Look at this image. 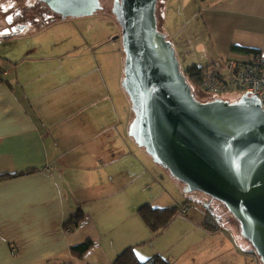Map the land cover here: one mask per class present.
I'll return each instance as SVG.
<instances>
[{
	"label": "crops",
	"instance_id": "obj_1",
	"mask_svg": "<svg viewBox=\"0 0 264 264\" xmlns=\"http://www.w3.org/2000/svg\"><path fill=\"white\" fill-rule=\"evenodd\" d=\"M169 6L180 11L195 8L197 29H188L184 16L173 34L167 31ZM17 9L16 0L0 2V67L7 72L0 81V175L18 174L0 180V264H114L129 247L135 248L141 260L162 255L178 264L180 256L165 252L170 236L158 246L148 247L155 237L138 210L151 203L131 186L140 174L148 185L156 182L152 173L156 167L129 137L135 113L124 89L112 90L113 80L101 79L100 65L93 78L96 82L88 83L89 87L81 84L84 66L85 73L91 67L89 59L82 60L88 56L83 49L88 42L81 37L77 45L70 41L65 45L62 31L48 33L54 25L47 22L37 32L33 30L38 23L27 30L32 22H25ZM163 11L164 33L178 53L191 52L194 42L203 53L191 61L186 55V67L205 66L221 58L243 59L245 52L233 47L261 51L264 56V0H166ZM62 24L55 27L62 28ZM179 25L192 34L188 43L179 37ZM199 37L205 39L203 43ZM93 94L95 99H89ZM120 101L127 107L123 117ZM172 182L175 187L177 183ZM80 208L86 215L84 222L75 230L65 229ZM205 217L203 213L190 224L202 229V242L213 243L216 234H208L202 227ZM238 228L232 232L241 233V224ZM195 237L198 232L180 235L177 241L182 247L174 243L170 251L182 248V257L185 247L196 243ZM88 240L94 247L82 259L74 256L72 247ZM187 240L192 243L184 246ZM216 243L220 249L210 254L208 262L193 257L184 258L181 264H262L251 248L245 250L235 241H221L222 245L231 243L225 248Z\"/></svg>",
	"mask_w": 264,
	"mask_h": 264
},
{
	"label": "water",
	"instance_id": "obj_2",
	"mask_svg": "<svg viewBox=\"0 0 264 264\" xmlns=\"http://www.w3.org/2000/svg\"><path fill=\"white\" fill-rule=\"evenodd\" d=\"M63 20L94 15L102 0H39ZM159 0H114L126 55L122 87L135 118L129 137L183 183L222 202L264 264V110L248 92L236 103L198 101L174 43L158 30ZM119 38V36L115 37Z\"/></svg>",
	"mask_w": 264,
	"mask_h": 264
},
{
	"label": "rangeland",
	"instance_id": "obj_3",
	"mask_svg": "<svg viewBox=\"0 0 264 264\" xmlns=\"http://www.w3.org/2000/svg\"><path fill=\"white\" fill-rule=\"evenodd\" d=\"M26 1L29 5H32L30 8L31 10L30 12L24 8L27 7V4L25 3ZM16 2L18 3L17 13L22 12L23 18L25 16L27 18L28 13L31 15L32 14L37 15L38 13L40 14L41 22H38V27L33 30L34 26H32L31 23L27 27V30H33V32H37L39 30V27L42 26V23L45 21L47 22L46 24L48 25L49 24L54 25L51 28L47 29L48 33L49 32L58 33L62 31L61 36L65 37V39H63L64 41H66L65 45L69 46L71 42V45L75 46L81 42L80 39L81 37L86 42H88V47L83 46V49L86 50L88 56L82 58V60L86 61L87 59H89L88 60L89 65L95 69L93 70L91 69V67H89L88 72L85 73V66H84L83 68L84 74L80 80L81 84H85L87 87H89L88 83L90 84L92 83V81L96 82V79L93 80V78L95 75L98 74L97 68L100 65L103 71V76L101 77V79L104 81L105 79H108L109 82L113 80L111 84L112 90H114L113 88L115 87H120L121 89H123L122 82L125 73L124 71H125L126 55L124 53L123 43H122V30L112 12L114 0H102L101 1L102 9L97 11L92 16L82 17V18H68L69 20L63 22H59L62 20H60V18H58L57 15L52 13L51 10L47 7V5L43 3H40V5H38L36 3V0H32V1L16 0ZM165 7H166V0H159L156 11L158 30L161 33L165 34L168 39H170L169 34L164 33L163 21L165 20V17L163 15V12L165 13V11H163V8L165 9ZM169 10L170 11L168 16V24H166V27H167V31L168 29L172 31L171 34L175 32L174 31L175 25L183 21L184 16L187 17L188 19V29H192V30L197 29V22H196L197 20L196 17L194 16L197 10L195 8L189 6L187 10L180 11L178 7L173 8L172 6L171 7L169 6ZM44 15H48V17L50 18L47 17V19H45ZM52 16L55 17V19H52ZM59 23H63L61 25L62 28L55 27ZM184 29L181 28L180 25L178 26V31L180 34L179 37L188 43L189 40H191L190 38L193 37L189 31ZM29 33L32 34V31H29ZM117 36H119V38H115ZM204 40L205 39H203V37L202 39L201 37H199L200 42L203 43ZM196 45L197 42H194L195 48L191 52L188 51L186 54L188 55L190 61L196 57L197 59H199L203 55L202 51L198 49ZM186 55H183L182 53H178L177 51V56L181 63L182 70H185L186 68V66L183 65L185 64L184 58ZM98 60L100 63H98ZM191 86L195 97L200 102L206 103L209 101H213L217 98L215 96L200 91L199 88L200 86H196L194 84H191ZM126 97H128V95ZM222 98L227 101H230L231 103H236L241 98V94L238 92H233L226 94ZM89 99H95V95L94 94L90 95ZM112 99H118V98L113 97ZM128 103L130 109L132 110V105L129 97H128ZM120 104H121L120 106H124V108L119 109V113H121V117H123L122 115L126 114L127 112V107H125V105L121 101ZM126 104H127V100H126ZM137 150L140 151L141 149L137 147ZM144 158L147 160L146 153L144 155ZM151 163L153 167H156L155 170L156 173L155 171L152 172L156 182L153 181L152 183H150V185H148L149 183H145L144 175L140 174L142 178L140 177L141 179L139 178L136 180V182H133L131 189L133 187H136V194L143 197L146 203H151L153 207H158V206L174 207L177 205V207L179 208L178 210H180V212L175 216L174 220L171 222L172 224L177 218V220L172 225V228L170 230L168 227L171 224L167 227L168 229L167 228L164 229L165 231L161 230L156 233H153L151 231V234L153 237H155V239L151 241L150 244L152 245L148 246L149 248L152 249L153 246H158L163 240H165L170 236L166 244L168 245L169 241L170 242L172 241L173 243H171L168 247L166 245L165 252L170 254L174 253L176 254V256H180L179 257L180 260L178 261V264H181L184 261V258H193V257L196 258L202 257L201 260H203L204 262H208L210 259V254L220 249L219 245L216 242L220 243L221 241L224 242L235 241L237 244H240L243 249L250 250V248L252 247L251 242H249L247 239L240 238L239 231L238 233L232 232V229H234L235 227L240 228V223L234 217V215L231 212H229L227 207L222 202L218 200H215V202H213L211 200V197L199 191L187 193L186 187L183 183L175 182L177 180H173L172 176L166 172L167 170L164 171L161 167L156 166V164H153V161ZM172 181H174V183H177L175 187H173ZM171 197L173 198V200L170 199ZM190 209L192 210L190 211ZM207 210H211V213H213L216 216V218L219 219L218 225L220 228V233L216 234V236L214 237L216 239L212 240L213 243L202 242L203 241L202 229L198 227V225L190 224V220L193 222L200 220L203 213L207 214ZM166 229L169 231L167 232ZM197 232L199 237L198 238L195 237L196 243L189 245L190 243H192L190 240H187V242L183 243L184 246L187 245L189 246L185 247L182 257L180 255L182 248L178 251H176V249H174L173 252L170 251L169 247L173 246L172 244L174 243H177L178 246L182 247V243L177 241L180 235L191 233L192 235L195 236ZM220 244L221 247L224 248L226 246L230 247L231 245V243L224 245H222V243ZM193 246L196 247L194 248L193 251L188 253V249ZM243 249H239V250H243ZM229 255L232 256L234 255V253H231ZM165 256L168 257L169 254Z\"/></svg>",
	"mask_w": 264,
	"mask_h": 264
},
{
	"label": "trees",
	"instance_id": "obj_4",
	"mask_svg": "<svg viewBox=\"0 0 264 264\" xmlns=\"http://www.w3.org/2000/svg\"><path fill=\"white\" fill-rule=\"evenodd\" d=\"M202 2L210 1V0H200ZM234 50L245 52L246 56H260L262 55L261 51L247 49V48H238L233 47ZM209 66H201L198 64L188 65L185 70H182L183 75L186 77L187 82L191 85L194 84L196 86H200L204 81V73L206 68ZM192 87V86H191ZM31 171L24 172L25 174ZM21 173V174H24ZM19 174V175H21ZM18 176L15 175H0V180H5L7 178ZM177 206L174 207H166V208H157L153 207L150 204L143 205L139 208L138 213L142 220L145 222L146 226L153 232H159L167 228L171 222L174 220L175 216L180 212ZM85 212L82 208L79 209L77 214L73 216L66 224L65 229L75 230L77 229L85 220ZM219 219L211 213V210H207L206 217L203 221V229L208 234H217L220 232V228L218 225ZM249 241V240H248ZM250 242V241H249ZM94 247V243L91 240H88L82 244H78L73 246L71 251L74 256L82 259L92 248ZM248 254V253H247ZM251 254L258 258L263 264L261 257L257 254L256 249L252 245ZM114 264H171L170 260L165 258L162 255H156L146 260H141L138 258L135 248L129 247L124 250L115 260Z\"/></svg>",
	"mask_w": 264,
	"mask_h": 264
},
{
	"label": "built area",
	"instance_id": "obj_5",
	"mask_svg": "<svg viewBox=\"0 0 264 264\" xmlns=\"http://www.w3.org/2000/svg\"><path fill=\"white\" fill-rule=\"evenodd\" d=\"M7 72L0 67V81ZM200 91L215 96L238 92L241 97L253 93L261 101L264 110V56L221 58L209 64L204 73ZM216 98V99H217Z\"/></svg>",
	"mask_w": 264,
	"mask_h": 264
},
{
	"label": "flooded vegetation",
	"instance_id": "obj_6",
	"mask_svg": "<svg viewBox=\"0 0 264 264\" xmlns=\"http://www.w3.org/2000/svg\"><path fill=\"white\" fill-rule=\"evenodd\" d=\"M28 1H30V0H28ZM32 1V0H31ZM26 4H27V7H24L25 9H27L29 12L31 11L30 10V8H31V6L32 5H29L28 3H27V1L25 2ZM36 3L38 4V5H40V3H42V2H40L39 0H36ZM24 4V3H23ZM44 4V3H43ZM48 7V6H47ZM49 8V7H48ZM50 9V8H49ZM51 10V9H50ZM51 12L52 13H54L52 10H51ZM55 15H57L56 13H54ZM54 15V16H55ZM45 17V19H47V17H48V15H44ZM57 17L58 18H60V19H62L59 15H57ZM25 18H26V16H25ZM29 18V19H28ZM48 18H50V17H48ZM52 19H55V17H53L52 16ZM28 20H30L31 22H32V25L33 26H35V24H37L38 22H41V19H40V14L38 13L37 15H31V14H29L28 13V15H27V18H26V20L25 21H28ZM38 20V21H37ZM45 22V21H44ZM210 197V196H209ZM211 200L213 201V202H215V200L214 199H212L211 198Z\"/></svg>",
	"mask_w": 264,
	"mask_h": 264
},
{
	"label": "snow or ice",
	"instance_id": "obj_7",
	"mask_svg": "<svg viewBox=\"0 0 264 264\" xmlns=\"http://www.w3.org/2000/svg\"><path fill=\"white\" fill-rule=\"evenodd\" d=\"M141 259H143V258L141 257Z\"/></svg>",
	"mask_w": 264,
	"mask_h": 264
}]
</instances>
